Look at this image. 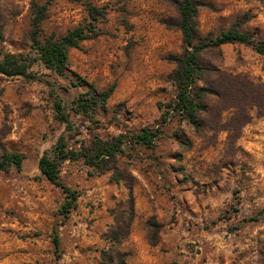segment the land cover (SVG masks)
Here are the masks:
<instances>
[{"label": "rangeland", "instance_id": "374dc122", "mask_svg": "<svg viewBox=\"0 0 264 264\" xmlns=\"http://www.w3.org/2000/svg\"><path fill=\"white\" fill-rule=\"evenodd\" d=\"M104 7L100 35L69 52V78L39 66L31 39L33 3L48 4L42 37L62 36L90 20L86 6L70 0H0V48L27 53L44 75L30 80L0 74V158L25 155L22 168L0 170V264H99L111 247L116 216L134 214L119 249L128 264H264V55L228 43L202 56L213 93L203 98L197 131L178 114L161 124L160 103L173 102L171 60L184 48L178 26L180 0H91ZM199 39L214 38L241 19L264 36V0H198ZM115 84L95 120L70 111L74 129L57 118L55 98L70 110L89 89ZM63 87H66L65 90ZM160 126L155 145L131 139ZM125 133L118 156L122 178L84 159H66L60 180L79 194L63 221L62 187L39 169L60 135L81 150L94 136ZM255 217L256 220H251ZM54 228L61 247L57 259Z\"/></svg>", "mask_w": 264, "mask_h": 264}, {"label": "trees", "instance_id": "16d2710c", "mask_svg": "<svg viewBox=\"0 0 264 264\" xmlns=\"http://www.w3.org/2000/svg\"><path fill=\"white\" fill-rule=\"evenodd\" d=\"M83 3L88 11L90 20L85 24L70 29L62 36L50 35L42 37L41 24L46 16L48 4L33 3L34 17L32 21L31 39L33 48L38 54L39 66L50 70L58 76L69 78V52L72 48H79L81 42L100 35L98 22L106 14L104 7L95 5L91 0H70ZM200 3L198 0H180L178 2L179 22L178 26L183 33L184 48L180 54L171 57L175 64L170 77L177 88L176 98L173 102L160 103L162 109L161 124L166 123L174 114L186 119L199 131L203 123L199 118V112L205 110L203 98L213 90L206 86H197L198 80L204 79L206 67L202 62V56L209 50L220 48L228 43H244L264 55V36L259 37L254 32L243 29L248 19H241L229 29L222 31L214 38L199 39L197 33L196 17ZM35 59L29 54L10 53L0 48V74L5 76H23L26 79H40L44 74L34 69ZM73 86L82 84L89 86L85 92L78 94L71 102L70 110L60 98H55L54 107L57 118L66 124L68 130L74 129V123L70 118V111L82 114L95 120V115L100 109H106L115 84L107 89L98 90L93 84L88 83L83 77L72 80ZM65 90L66 87H63ZM161 133L160 126L143 127L133 133L131 139L136 143L148 147L155 145L157 136ZM129 141V136L120 133L111 137L103 138L94 136L81 150L70 149L64 135H60L52 155L44 154L39 160V169L42 174L52 183L63 188L66 199L61 207L63 221L69 217V213L75 207L79 194L76 190L62 183L60 180L61 164L66 159H84L85 163L96 168L100 172L113 171L116 181L122 178L118 166V156L123 152L124 145ZM25 155L21 152H5L0 158V170H8L15 166L21 169ZM134 214L133 206L128 212V217L121 214L116 216L115 224L107 233L111 241L109 249L102 250L99 264H128L126 253L119 249L130 235L131 222ZM251 220H256L252 217ZM54 246L57 259L60 257L61 241L58 229L54 228ZM55 264H59L56 262Z\"/></svg>", "mask_w": 264, "mask_h": 264}]
</instances>
